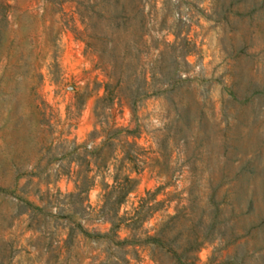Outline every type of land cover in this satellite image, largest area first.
<instances>
[{
  "label": "rangeland",
  "instance_id": "1",
  "mask_svg": "<svg viewBox=\"0 0 264 264\" xmlns=\"http://www.w3.org/2000/svg\"><path fill=\"white\" fill-rule=\"evenodd\" d=\"M150 65L161 73L133 104L95 106L104 70L135 80ZM110 120L145 160L126 207L165 174L157 198L174 199L169 213L182 205V242L208 220V196L219 202L198 247L139 251L80 231L109 226L95 211L98 171L84 201L69 193L76 154ZM119 257L264 264V0H0V264Z\"/></svg>",
  "mask_w": 264,
  "mask_h": 264
},
{
  "label": "trees",
  "instance_id": "2",
  "mask_svg": "<svg viewBox=\"0 0 264 264\" xmlns=\"http://www.w3.org/2000/svg\"><path fill=\"white\" fill-rule=\"evenodd\" d=\"M149 69L148 76L144 69L135 80L124 79L119 73L113 74L104 70L103 76L105 78L100 81L99 85L102 92L96 98L95 106L108 107L113 102H120L122 97L128 103L133 104L134 99L140 91H144L143 89L149 84V80L153 78L155 69L158 68L150 65ZM158 71H161L160 68ZM113 125L114 122L110 120L98 143L76 154L78 160H76L75 165L78 170H75L73 174L74 190L69 194L81 202L84 201V194L93 185L95 171H98L97 175L101 177V191L98 195L95 211L109 223L107 230L103 233L87 232L79 226L80 231L91 236H103L117 245H137L139 251H149L153 247H160L170 252L171 255H175L177 247H182L180 250H184L194 247L192 246L194 243H197L196 247H198L202 243V240L199 242L196 240L198 233L208 231L216 223L219 212L217 203L219 202L214 200L212 194L208 196L207 205L211 206L208 211V220L201 222L195 228L192 227L182 242L177 241V235L180 232L177 221L182 205L178 208L176 207L177 204L173 205L174 211L169 213L166 212V208L173 198L168 193L164 197L157 198L159 193H163L161 190L168 182L169 177L165 174H157L158 184L152 190H145L137 198L136 203L126 207L127 196L133 190L136 182L131 174L136 172L140 168L139 163H145V160H143L144 158L139 159V151L131 150L132 147L136 146V143L132 140H126L131 129L121 126L114 127ZM93 132L91 131L89 135ZM103 170H106L107 174H100ZM90 172L92 173L90 174ZM179 200L180 198L176 199L175 202L179 203ZM154 214L159 215V217L148 225L149 219ZM120 233H123V236H120ZM196 247L193 249L196 250ZM131 249L137 252L133 246ZM184 258L191 262L195 256L185 255ZM117 264H128V260L119 257Z\"/></svg>",
  "mask_w": 264,
  "mask_h": 264
}]
</instances>
